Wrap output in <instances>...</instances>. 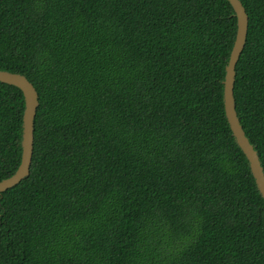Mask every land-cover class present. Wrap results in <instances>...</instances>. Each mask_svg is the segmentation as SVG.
I'll return each mask as SVG.
<instances>
[{
    "label": "trees",
    "instance_id": "16d2710c",
    "mask_svg": "<svg viewBox=\"0 0 264 264\" xmlns=\"http://www.w3.org/2000/svg\"><path fill=\"white\" fill-rule=\"evenodd\" d=\"M235 107L264 168V0ZM229 0H0V69L39 93L30 173L0 192V264H264V197L226 116ZM0 81V180L22 158Z\"/></svg>",
    "mask_w": 264,
    "mask_h": 264
},
{
    "label": "water",
    "instance_id": "95a60500",
    "mask_svg": "<svg viewBox=\"0 0 264 264\" xmlns=\"http://www.w3.org/2000/svg\"><path fill=\"white\" fill-rule=\"evenodd\" d=\"M237 16V34L224 79L226 116L236 141L246 154L258 188L264 197V168L259 154L247 136L235 107L234 83L236 66L246 45L249 15L242 0H229ZM0 81L19 87L25 98L21 163L14 174L0 180V192L17 185L30 173L34 152V124L39 105V93L33 82L24 74L0 69Z\"/></svg>",
    "mask_w": 264,
    "mask_h": 264
}]
</instances>
